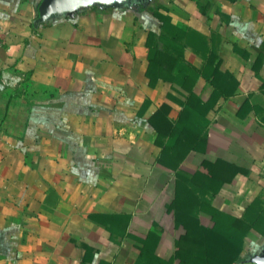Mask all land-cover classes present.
<instances>
[{"label": "crops", "instance_id": "0c3cea01", "mask_svg": "<svg viewBox=\"0 0 264 264\" xmlns=\"http://www.w3.org/2000/svg\"><path fill=\"white\" fill-rule=\"evenodd\" d=\"M42 1L0 0V264H151L139 249L155 226L156 255L170 260L184 231L168 210L177 176L159 162L158 110L173 136L201 138L188 165L233 166L219 193L194 187L201 201L264 220V0H152L184 27L183 73L153 86L150 33L161 35V24L142 5L36 27ZM207 64L215 84L229 75L235 91L213 109L203 99ZM189 68L202 99L183 88ZM263 250L253 229L242 264Z\"/></svg>", "mask_w": 264, "mask_h": 264}, {"label": "trees", "instance_id": "16d2710c", "mask_svg": "<svg viewBox=\"0 0 264 264\" xmlns=\"http://www.w3.org/2000/svg\"><path fill=\"white\" fill-rule=\"evenodd\" d=\"M138 7L117 9V11H136ZM147 10L161 24V35L156 36L150 33L152 42L149 46V68L147 78L150 85L155 81L167 79L169 74L175 76L183 73V69L177 65L181 61L183 47L177 45L182 40V25H173L171 18L166 14L167 7L163 4H153ZM68 19V18H67ZM33 27V25H32ZM179 50V51H178ZM172 62L171 68L166 66ZM187 81L183 88L191 94L194 100L202 99L193 95L195 82L198 79L197 70L188 69ZM214 68L207 64L204 69V76L207 80L204 89L203 99L213 109L222 95L234 94L235 91H228L226 84L233 79L225 75L222 83L213 82ZM189 78V79H188ZM220 92L219 94H216ZM227 97V96H226ZM184 113L180 120L186 119ZM153 127L159 136L157 143L162 146L163 154L159 159L160 164L176 173L175 197L168 206L170 213L174 214L177 227L182 228V238L176 242L174 256L166 261L156 255V249L162 237V229L155 226L142 242L139 249L141 255L150 254L151 264H242V256L245 252V240L253 229L264 235L261 227L264 220L259 217L256 222L249 223L242 216L226 212L207 204L195 194L194 187L201 185L217 194L231 175L233 166L225 161H217L215 164L203 163L202 167H191L187 164V156L194 149L195 144L201 143L199 136L190 130L183 129L173 136L175 126L166 116L163 110H158L152 116ZM168 128V129H167ZM174 137V138H173ZM183 166L192 168L186 171ZM204 210L212 218V225H203L198 213Z\"/></svg>", "mask_w": 264, "mask_h": 264}, {"label": "water", "instance_id": "95a60500", "mask_svg": "<svg viewBox=\"0 0 264 264\" xmlns=\"http://www.w3.org/2000/svg\"><path fill=\"white\" fill-rule=\"evenodd\" d=\"M152 0H43L38 8V18L35 26L57 21L62 18H75L77 14L91 8L123 9L142 5L148 7ZM255 264H264V250L252 260Z\"/></svg>", "mask_w": 264, "mask_h": 264}, {"label": "rangeland", "instance_id": "374dc122", "mask_svg": "<svg viewBox=\"0 0 264 264\" xmlns=\"http://www.w3.org/2000/svg\"><path fill=\"white\" fill-rule=\"evenodd\" d=\"M38 8H39V6H38ZM38 15H39V13H38Z\"/></svg>", "mask_w": 264, "mask_h": 264}, {"label": "flooded vegetation", "instance_id": "af4514ba", "mask_svg": "<svg viewBox=\"0 0 264 264\" xmlns=\"http://www.w3.org/2000/svg\"><path fill=\"white\" fill-rule=\"evenodd\" d=\"M137 6V5H136ZM136 6H134V7H136Z\"/></svg>", "mask_w": 264, "mask_h": 264}]
</instances>
